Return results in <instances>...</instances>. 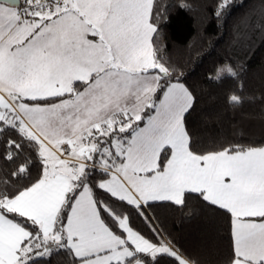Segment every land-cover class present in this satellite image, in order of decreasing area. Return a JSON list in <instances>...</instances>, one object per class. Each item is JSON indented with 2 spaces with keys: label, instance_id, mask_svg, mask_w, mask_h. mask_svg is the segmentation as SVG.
I'll return each instance as SVG.
<instances>
[{
  "label": "snow or ice",
  "instance_id": "obj_1",
  "mask_svg": "<svg viewBox=\"0 0 264 264\" xmlns=\"http://www.w3.org/2000/svg\"><path fill=\"white\" fill-rule=\"evenodd\" d=\"M230 4L217 0L216 17ZM153 5L0 0V134L20 138L7 140L4 159L27 146L39 162L33 176L25 155L11 175L26 182L0 188V264H39L60 250L73 264H142L144 255L190 264L124 210L148 222L151 204L183 205L186 194L230 215L229 264H264V146L192 149L194 96L157 55Z\"/></svg>",
  "mask_w": 264,
  "mask_h": 264
},
{
  "label": "trees",
  "instance_id": "obj_2",
  "mask_svg": "<svg viewBox=\"0 0 264 264\" xmlns=\"http://www.w3.org/2000/svg\"><path fill=\"white\" fill-rule=\"evenodd\" d=\"M216 5L217 0H154L153 5L157 55L170 68L173 80L178 78L194 96L185 127L197 153L231 145L264 146V0H231L220 18L215 15ZM225 62L236 76L224 74L217 82L216 67ZM229 92L240 96L241 102L229 105ZM8 139L20 138L11 129L0 134V188L12 191L26 182L11 175L24 156H33V176L39 162L27 146L19 159H4ZM97 195L107 198L100 191ZM124 210L134 229L154 241H170L191 264H229L230 215L197 194H186L179 206L151 204L145 212L148 222L131 206ZM157 259L159 264H175L166 255ZM142 260L151 264L148 256ZM39 264H73V257L60 250Z\"/></svg>",
  "mask_w": 264,
  "mask_h": 264
},
{
  "label": "clouds",
  "instance_id": "obj_3",
  "mask_svg": "<svg viewBox=\"0 0 264 264\" xmlns=\"http://www.w3.org/2000/svg\"><path fill=\"white\" fill-rule=\"evenodd\" d=\"M226 67L231 68L232 71L235 73V75H232L231 73H229V72H227V71H223V72H222V69H225ZM224 74L230 75V76H232V77H235V76H236V72L233 70V68H232L227 62H225V63L222 64V65H217V67H216V72H215L213 78L216 79L217 82H219L220 79H222V77H223ZM234 94H235V93H233V92H229V94H228V103H229V105H232V104H233V103L231 102V99H230V98H231V96L234 95Z\"/></svg>",
  "mask_w": 264,
  "mask_h": 264
},
{
  "label": "water",
  "instance_id": "obj_4",
  "mask_svg": "<svg viewBox=\"0 0 264 264\" xmlns=\"http://www.w3.org/2000/svg\"><path fill=\"white\" fill-rule=\"evenodd\" d=\"M17 3H19L21 5L22 4V0H17Z\"/></svg>",
  "mask_w": 264,
  "mask_h": 264
},
{
  "label": "crops",
  "instance_id": "obj_5",
  "mask_svg": "<svg viewBox=\"0 0 264 264\" xmlns=\"http://www.w3.org/2000/svg\"><path fill=\"white\" fill-rule=\"evenodd\" d=\"M144 256H146V255H144ZM141 260H142V257H141ZM142 264H145L144 262H143V260H142ZM191 264V263H190Z\"/></svg>",
  "mask_w": 264,
  "mask_h": 264
},
{
  "label": "built area",
  "instance_id": "obj_6",
  "mask_svg": "<svg viewBox=\"0 0 264 264\" xmlns=\"http://www.w3.org/2000/svg\"><path fill=\"white\" fill-rule=\"evenodd\" d=\"M23 3H24V0H22V4H21V6H23Z\"/></svg>",
  "mask_w": 264,
  "mask_h": 264
}]
</instances>
